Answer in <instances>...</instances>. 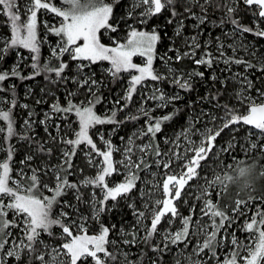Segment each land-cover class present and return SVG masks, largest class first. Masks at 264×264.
<instances>
[{
    "label": "snow or ice",
    "instance_id": "1",
    "mask_svg": "<svg viewBox=\"0 0 264 264\" xmlns=\"http://www.w3.org/2000/svg\"><path fill=\"white\" fill-rule=\"evenodd\" d=\"M64 3L68 7L61 10L48 2V0H28L24 6L25 15L22 20L19 14V0H0V10L6 15L11 26L10 37L4 39L3 47H0V59L10 50L22 47L29 50L32 54L31 67L33 69V75L31 77L21 76L18 65L10 71L5 70L0 72V91H5L2 85L6 80L13 77L21 79L34 78L41 71L52 73L58 79H67L64 73L68 68V63L61 60L58 67H50L46 64L43 69L39 65L40 47L37 39V23L38 12L41 9L50 10L61 18L59 26L50 27V31L60 38V43L53 49L54 57L59 59L67 53L73 62L88 61L89 63H94L96 61H109L111 66L107 71L113 78H117L122 72L136 70L138 74L131 76L125 95L121 98L123 103H121V100L115 102L119 105V111H124V109L129 107L134 95L138 92V87L140 89L146 87V80L156 82L168 80L181 90L191 91L192 78L197 76L200 78L204 77L203 72L192 71L185 73L182 69L174 67L168 68L167 76L155 73L153 71L154 52L156 44L161 39L155 29L152 32L133 29L126 44H118L115 47L103 45L98 36L100 30H116L114 26L109 24L114 5L104 3V0H64ZM209 3H211V0H205V4ZM240 3H243L246 11L256 17L253 25H243L236 18L235 14L240 11ZM176 4L177 0H139V4L135 6L144 7V11L141 14V23H146L148 18L162 13L166 8L171 11L173 18L187 14L186 18H191L197 22L194 25L195 28H199L207 21V8L204 4H200L199 0H187L188 6L184 8V13L177 12ZM196 6L200 7L203 15H197L194 10ZM220 7H222L227 17V21L221 20V25L225 22L233 25V30L230 33H225V36L236 37L239 35L243 38L245 34H252L257 38L264 39V27L260 26L264 24V0H226ZM168 22L172 23V20L170 19ZM184 26L183 20L177 21L176 36L182 35ZM79 41H82V44H78ZM216 41V56H213L211 52L204 51L200 58H196V53L201 49L202 45L195 35L184 40L186 45L185 51L181 52L176 47L171 48L170 51L176 53L175 63H180L184 59H191L195 65L204 66L207 69H211L214 63H223L226 67L229 65H242L245 69V74L235 73L231 79L236 80L240 84V91L237 93V98L241 102H247V114L238 115L227 104H218L217 106L223 110V115L212 118L214 122L216 120L220 121L218 126L215 128L205 127L203 131L196 130L200 135L199 143L189 138L193 134L191 126L188 130L181 132L176 141H166L167 143H172L174 147L170 150V154H168V160L163 162L159 158L165 154L161 153L159 147L154 142V138L162 131V125L171 120L175 113L159 118L152 117L149 109L145 108L144 104L148 100H156L160 101L157 107H167V104L180 99L179 94L166 96L162 89L153 86L150 96L144 95L143 92L140 93L144 95V98L137 110V115H129L122 121L117 120V109L114 108L108 115L102 118L94 112L95 105L101 99L94 92V87L98 85V81L91 76L84 75V69L88 65L84 63L76 65L78 69L77 77L83 76L84 78L80 80L77 77H73L72 79L81 88H87L88 94L93 99L89 100L86 106L83 103L80 105L74 104L71 102V99H69L66 107H62L59 104L51 105L53 113L71 114L74 112L78 117L79 124V130L74 133L75 139H65L59 135L51 137V139L58 140L69 146L61 153V163L52 168L54 195L40 199L34 194L39 185L40 173L48 171L46 167L30 169L32 172V175L28 177L30 183L27 189L23 190L22 194L20 181L14 180L10 175V161L13 152L10 143L8 146V159L0 162V264H7V258H14L18 264H23L24 258H28L30 261H38L39 264H88L89 259L93 261V264H105L106 259L115 260L116 257L107 250L106 246L110 243L108 239L109 234L116 228V225L113 224L111 228L101 226L98 235H73L70 226H65L63 223V218H67L68 213L61 212L60 218H53L51 212L54 205L59 203L58 198L68 190L76 191V198L79 199V187L81 185L86 187L91 186L99 188L104 193L103 199L93 201L95 218L99 219L102 213L110 210L106 209L109 200L115 203L118 198H127L136 189L137 181L140 178L139 173L150 167L144 158L149 152L158 158L154 161L156 167H163V169L168 170L172 167L173 162H178L179 171L171 174L166 171L162 183L154 185L156 193L162 198L152 199L151 196L156 193H142V196L149 197L144 202L143 210L137 209L134 203L129 205L133 209L136 222L131 233L132 239H125L123 243L131 246L143 243L150 246L153 253L159 252L161 256L166 251H169L172 245L184 244L187 247L188 243H190L189 226L192 221V216H181V227L176 231H172V223L180 215L176 203L181 199L186 186H189V182L197 178V169L201 166V161H205L209 157V154H214L213 149L217 147V138L225 130L235 133L238 131V128L235 126L240 124L250 126L249 136L255 131L258 138L264 137V103L258 104L251 96L246 94V90H251L254 87L252 80L248 78L246 73L250 69H256L257 64H253L250 59L237 58L235 56V52L240 49L249 52V45L243 43L242 39L235 40L227 46L220 41L219 37L216 38ZM225 47L232 49L233 56L229 57L226 55L224 51ZM136 55L146 58L144 66H138L132 62V58ZM250 55L256 56L257 54L255 51H251ZM161 59L166 60L171 58L161 57ZM258 64L259 71L261 74H264V59H259ZM228 71H231L230 67ZM210 78L213 81L217 79L214 74ZM223 83L226 84L227 80ZM256 91L260 98L264 99V92H261L260 89ZM70 95H74V93ZM3 102V100H0V103ZM7 103L9 104V110L0 108V121L6 122L4 127H0V134H4L6 142H10L13 136L25 141H31L32 137L28 135L21 136L14 129L11 109L16 105L15 98L13 97ZM24 107H27V105H24ZM29 115L31 117L32 114L30 113ZM142 117L146 120L144 127L133 133L127 139L123 149L114 146L111 140L105 139L103 135L99 136V139L104 144V148L100 149L89 135V130L96 125L114 124L118 127L122 123L130 120H138ZM51 118L49 114L45 113L44 120L41 123L47 125ZM25 127L26 129H30L31 123L26 121ZM59 127V125H56L57 131H59ZM113 131H116V128ZM142 137H149V143L136 144V140ZM181 137L186 141L182 152L177 151L180 148L178 141ZM121 141H124L123 137H121ZM81 144L87 146L88 151L85 153V156L89 165L96 167L97 174L95 177L85 178L79 183H74L68 180V176L71 174L73 167L72 161L76 154V149ZM231 147L232 143L229 141L228 148ZM251 147L255 148L256 145L253 144ZM261 150L264 151V146H262ZM37 151L45 153L48 156L52 155V150L46 148L44 144H38ZM114 153H121L122 158L119 160L114 159ZM134 155L137 157L136 160L132 159ZM95 157H99L100 160L97 162ZM33 159L34 157L32 155H28L21 161V164H28ZM120 168L123 169V180L110 187L107 179L113 174H120ZM243 172L244 170H242V174ZM20 175L25 176L23 170H21ZM216 179L217 182L224 183L219 177ZM227 179L231 178L227 177ZM206 195V190L201 189V196L199 197V199L203 200L201 213L208 217L209 226L212 231L208 232L207 228L203 229L204 239L201 243H197L195 254L199 255L207 250L212 254L213 258H216L217 245L228 239L227 237H221L218 240L217 237L221 230L226 229V226H231L234 218H230L211 199H204ZM242 207L246 210L248 202L237 200L232 211L237 215H245ZM9 212L16 219L12 221L8 220ZM166 217H170L168 219V228L160 232L159 226L165 221ZM217 220L219 221L218 223ZM53 226L60 227L64 237L66 239L70 238L69 242L62 243L58 248H49L48 245H45L40 240L41 233L43 232L52 236L51 229ZM77 227L80 228L81 232L84 231L82 224L77 225ZM13 228L19 229L21 233L19 237L12 236L10 229ZM137 229H141L143 235ZM242 230L250 234L249 240L251 242L245 245L233 233L230 239L232 250L218 264H238V259L242 261V264H264V211L257 208L256 213L251 217L250 221H245ZM121 233L124 236L129 235L123 229H121ZM195 234L198 235L199 232ZM157 235L163 241L162 244L152 243ZM253 237H255L254 240ZM111 243H115V241H111ZM37 244L42 245L45 251L39 252L36 247ZM242 250L245 254L241 257L240 253ZM100 254H103L104 259L101 258ZM46 255L49 256L48 260H45ZM125 259H127V254H125ZM158 260L159 257L157 258ZM157 261H154L153 264H157ZM192 264H201V262L193 261Z\"/></svg>",
    "mask_w": 264,
    "mask_h": 264
},
{
    "label": "trees",
    "instance_id": "2",
    "mask_svg": "<svg viewBox=\"0 0 264 264\" xmlns=\"http://www.w3.org/2000/svg\"><path fill=\"white\" fill-rule=\"evenodd\" d=\"M106 1L114 5L110 24L116 28L115 31H112L111 29L109 30V36L112 38H117L118 42L126 39L127 35L133 29H155L158 32L161 39L157 43L154 61V66L158 73H166L169 67L182 69L185 73L192 71L204 73L203 78L198 76L192 78L191 91L181 90L168 80H165L163 87L161 86L160 88H163V92L169 88L181 92L180 99L173 101L167 107H160L150 111V115L157 118L175 113L171 120L165 122L162 125V131L154 138V142L159 147L161 153L165 154L159 158L161 162L168 160V154H170V150L174 147L172 143H167L166 141H176L177 137L182 132V129L190 125L189 121L196 120L197 112L200 119H203L205 125H207L208 128H215L217 123H220L219 120L214 122L212 119L213 117H220L223 115V110L217 106L218 104H227L229 108L234 109L238 115L247 113V104L241 102L237 98V93L240 91V84L236 80L231 79L235 73L245 74L244 67L242 65H229L226 67L223 63H214L211 69H207L204 66L195 65L191 59H184L180 63H175L174 61L176 53L170 51V49L176 47L179 48L181 52L185 51L186 45L184 40L186 38L195 35L197 36L198 41L201 43L202 47L199 51H197L196 58H200L204 51L211 52L212 55L215 56V51L217 50V37L220 38V41L223 42L225 46L232 44L235 40L242 39L243 43L249 45L250 51L245 52L243 49H240L235 52V56L237 58L250 59L253 64H257L256 69H250L246 74L254 84L251 92L256 97V101H264V99H261L256 91L257 89H260L261 92H264V74H261L259 71L258 64L259 59H264V39L257 38L252 34H245L243 38H241L239 35L236 37L224 35L225 33H230L233 30V25L231 23L225 22L223 25L220 23L222 19L227 21L224 10L222 7H220V5H223L226 0H211V3L209 4H205V0H199V3L204 4L207 8V21L199 28L194 27V25L197 23L195 20L186 18L187 14L179 15L176 18H173L171 11L168 8L164 9L162 13L148 18L146 23H141L142 15H139L140 11L138 9L136 10L132 7L133 2L131 0ZM186 6H188L187 0H177V4L175 5L176 10L179 13H184V8ZM239 9L240 11L235 14L236 18L239 19L243 25H253L256 17L245 10L243 3L239 4ZM194 10L197 15H203L199 6H196ZM170 19L172 20V23L168 22ZM178 20H183L185 25L181 36L175 35ZM2 25H0V27H6L5 24ZM130 25H133L132 29H130ZM260 26L264 27V24H261ZM105 40L107 42H111L108 37H106ZM224 51L229 57L233 56L234 54L232 49L227 47H225ZM251 51H255L257 55L251 56ZM12 54L13 53H10L9 55L4 56L0 61V72L5 70L10 71L13 68L12 65L15 63L16 56ZM47 55H49V52L47 51L46 47H44L40 51L39 56V65L41 69H43L44 65L46 64L50 67H58L59 62L62 60L63 62L68 63V68L64 73V76L67 77V79H58L52 73L41 71V73L39 75H35L34 78L21 79L18 77H13L4 81L2 85V87L5 89V91H3L5 96L10 99H13L14 97L16 101L15 107L11 109V116L14 122V129L16 133L21 136L28 135L32 137V140L25 141L13 136L10 142H6L5 136L2 134L0 137V146L5 148L8 152V146L10 143L13 149L12 160L10 162H21L26 156L32 155L34 159L28 164H24L26 170L35 168L33 165H35L36 168H41L46 165L56 166L60 164L62 159L60 160L58 157L60 156L61 158V153L63 151L62 148L67 145L59 142L58 140H53L51 137L59 135L65 139H69L72 137V130L70 129V126H67V124L71 123L74 127L77 125L79 126L77 120L78 118L74 112L71 114L56 113L57 117L51 118L47 125L42 124L41 121L44 120L45 116L44 111H49L51 109V105L53 104H59L62 107H66L69 99H71L72 103L80 105L84 101L93 98L88 94L87 88H81L72 79L73 77H77V73L74 71L77 68L76 65L78 61H71V59L66 54H64L59 59L54 56L47 57ZM161 57L171 58L164 60L168 67L162 65L163 60ZM105 62L106 63L97 61L92 63L90 72L86 73V76H91L97 80L99 84V86L94 87L95 94L101 98L100 102L96 104V109L101 111L100 108H102L104 104L108 102L113 109H117V120L122 121L125 120V118L129 115H137V105L139 103L137 99L138 92L136 95H134L129 107L124 109V111L118 110L119 105H117L115 102L120 100L118 97L122 94L125 88V80L120 74L117 78H113L109 72L103 71L101 69V65L110 64L109 61ZM229 67L231 68V71H228ZM88 69L89 68H85L84 71ZM19 71L23 77H31L33 75V71L28 70V68L24 65L19 66ZM213 74L217 77L215 81L210 78ZM77 78L82 80L84 77L79 76ZM225 80H227L226 84L223 83ZM148 89L152 94L153 88ZM73 93L74 95H70ZM38 101H40V103H38ZM152 101L149 100V102ZM24 105H27V107H24ZM126 111H128L129 114H126ZM30 113L32 114L31 117L29 115ZM26 121L31 123L30 129H26ZM5 123L6 122L0 121V124H2L3 127L5 126ZM145 123L146 120L142 117L138 120H130L126 123H122L118 127L114 124H104V127L106 133H109L112 129L116 128L114 135H112L109 139L115 145L118 143L119 145H122L123 143L121 141V137H123L124 140L128 139L131 131H133V127L135 128L134 125ZM56 125L60 126L59 131H57ZM98 126L94 127L91 134V138L96 143V145L98 142L96 127ZM247 127L248 126H245L244 128L239 127L238 131L235 133H231L228 130H225L223 133H221V136L218 137L216 141L217 147L214 148L215 150L213 149L214 154H209V157L205 161H202V165L207 166L209 173L213 174L216 172L213 169L219 170L221 159L225 158L227 162H229L233 161V158H235L234 164L236 165V168L232 170L233 175L228 174L225 168L222 169V172H220V179L223 180L224 183H220L219 188L221 190L217 191L218 194L215 193V190L214 194L211 195V199H216V204L218 207L221 210H224L228 216L231 215V211L235 207V201L237 200L252 202L251 206H249V210L246 213L249 215L252 212H254V214L256 213V211L253 210V207L258 204L257 201L259 199H262L263 201L260 209L264 211V151L261 150L262 144L264 145V137L262 141L258 142V147L253 148V151L249 153L248 151L250 149V143L246 140V137H244L246 133V130L244 129ZM195 137L197 138V135ZM149 141V137H142L141 139L136 140V144H148ZM229 141L232 143L231 148H228ZM38 144H44L46 148H50L52 150V155L48 156L45 153L38 152ZM218 148H228V151L225 153L222 150L220 156L216 158V154L218 152H216V150H218ZM120 149H122V147ZM177 151L181 152V148H179ZM83 153L85 154L82 148L76 150V154L72 161L73 167L71 169V174L68 176V180L70 182L79 183L87 176L97 173L96 170L90 168L88 160L86 156L83 155ZM120 155V153H114V158L117 160ZM137 155H139V153H137ZM230 155L231 157L229 158L228 156ZM136 158L137 157L135 155L132 157L133 160H136ZM144 158L150 167L139 173L140 178L137 181L136 189H134L127 198H118L115 203L109 200L107 202L106 209L110 210H106L104 213H102L99 219L95 218L93 207L91 204H88V202L92 200L91 197H93L90 193L91 189H86L83 185H81L79 187V199L76 198L77 193L74 190H68L65 194L58 198L64 212L68 213L69 217H73L77 221H79L80 218H87V223L91 225V227L88 229V232H92V229L101 228V226H108L111 228L113 224L116 225V228L109 234L108 238L110 243L107 245V250L112 253L116 259H106L105 264H137V262H139V264H153L154 261H157L158 257L159 260L157 261V264H175L179 259V256L176 254V252L181 250L184 244L170 246V250L166 251L161 256L159 252L153 253L150 246L143 243L135 246L126 245L123 243V240L125 239H132L131 233L136 222L133 209L130 208L129 205L134 203L137 209L143 210L144 202L148 199L147 196H142V193H148L149 190V187L147 186L148 182L146 183V181L153 179V175L156 170H160V173H163V175H165L166 171L169 174L179 171L178 162H173L172 167L168 170H165L163 167H156L154 161L158 158L150 152ZM210 163L212 164L210 165ZM13 169L15 170V166H13ZM242 170H244L243 174ZM40 175L42 174L40 173ZM113 176L116 180H123L122 175L114 174ZM227 177H230L231 179H227ZM158 178L160 180L162 179V177L159 175ZM40 180L41 182L46 181L45 178H41ZM156 180L157 179H154V181ZM157 181L159 182V180ZM193 181L195 180L193 179ZM29 183L30 181L27 182V185H29ZM51 184L54 185V179L52 180ZM35 193L41 194L39 185ZM47 193L51 195V193ZM185 197L190 200V203L192 202L193 196L190 191H187ZM97 198V201H99L101 196H98ZM181 210L183 211L182 208ZM195 210L191 212L190 210L186 209L183 211V213H180V215L175 218L174 223L172 224V231H176L181 227V215H191L192 220L195 221L199 217V213ZM64 219L68 220V218ZM168 219H170V217H166L165 221L159 226L160 232L168 228ZM218 222L219 221L217 220V223ZM146 223H148V221H146ZM237 223V238L241 243L246 244V242L241 240L242 236L248 233L242 230V226L244 225L243 220L240 218ZM121 229L129 233V235H122ZM51 231L53 235H48L49 239H56L60 242L61 240L59 238L60 234L57 232L58 230L56 228H52ZM137 231L143 235V231L141 229H137ZM232 231L233 230L230 228L226 230V237L228 238L225 241L226 248L230 244ZM203 239V235L201 238H198V240L197 236H190V243H188L187 247L191 249L196 243L202 242ZM217 239H221V233L218 235ZM111 241H115V243H111ZM152 243L162 244L163 241L161 240L160 236L157 235ZM220 245L221 244H218L216 248V258H213L212 254L208 252L207 254L209 259L205 260V263L203 264H215L222 261L223 255L220 250ZM36 247L39 252L42 250L40 244H37ZM124 252L127 253L126 260L124 259ZM141 253H143V255H141ZM244 254L245 253L242 250L240 253L241 257ZM239 262L242 261L239 260ZM7 263L18 264V262L13 258H10ZM23 264H39V262L35 260L30 261L28 258H24Z\"/></svg>",
    "mask_w": 264,
    "mask_h": 264
},
{
    "label": "rangeland",
    "instance_id": "3",
    "mask_svg": "<svg viewBox=\"0 0 264 264\" xmlns=\"http://www.w3.org/2000/svg\"><path fill=\"white\" fill-rule=\"evenodd\" d=\"M131 1L133 2L132 7L134 9H136V10L138 9L140 11L139 12L140 13L139 15H141L142 12L144 11V7L143 6H135V5H138L139 4V0H131ZM27 2H28V0H19V5H20V7H19V14L21 15V19L22 20L24 19V15H25V13H24V6H25V4ZM48 2L52 3L54 6H56L57 8H60L61 10L66 9L68 7V5L66 3H64V0H48ZM104 3L110 4L106 0H104ZM0 20H1L0 25L5 24V26H6V27H0V47H3V40L6 39V38H9L10 35H11V26H10V23H9L6 15L3 14V11L2 10H0ZM110 21H111V18L109 20V24H110ZM60 23H61V18L58 15L52 13L50 10L41 9L38 12L37 39L39 41L40 51L44 47H46L47 51L49 52V55H47V57L48 56H53V49H55L57 47L58 43H60V38L57 37L55 34H53L50 31V27H57V26H59ZM132 28H133V25H130V29H132ZM109 30L110 29H101L100 32L98 33L100 42L103 45H105L107 47H115L118 44H126L127 43V40L130 37V33L131 32L127 35L126 39H124L123 41H119L118 42V39L117 38H112V37L109 36ZM135 30H138V31H147V32H152L153 31V30H147V29H144V28H142V29H135ZM106 37H108L111 40V42H107L105 40ZM78 44H82V41H79ZM156 48H157V44H156ZM156 48H155L154 59H153V71L155 73H157V74L167 76L168 75V69H167L166 73H162V72H159L158 73L156 71V69H155L154 61H155V56H156ZM10 53H13L12 55L16 56L15 63L12 65V67H15L17 65H18V67L20 65H24L25 67L28 68V70L33 71L32 67H31V64H32V54L29 52V50L24 49L22 47H19L17 49L10 50L5 56L9 55ZM18 54H19V57H20L19 59H18ZM65 54L70 58V56L67 53H65ZM216 55H217V50L215 51V56ZM39 56H40V53H39ZM2 59H0V61ZM132 62L134 64H137L138 66H144V64L146 63V58L143 57V56H140V55H136V56H134L132 58ZM80 63H84V64L88 65V67H86V68H89V69L84 71L85 75H86L87 72H90V70H91L90 68H92V65H91L92 63H89L88 61H78L77 62V64H80ZM102 63H106V62L105 61H102ZM162 65L167 66L164 60H163V64ZM110 66H111L110 64L101 65V69L103 71H107V69ZM74 72L77 73L78 72V69L76 68ZM135 74H138L136 72V70H130L128 72H122V73H120V75L125 80V88H124L122 94L118 97L121 100V102H123V100L121 98L125 95L126 89L128 88V85H129L130 78H131L132 75H135ZM163 83H164V81L156 82V81L146 80L145 81L146 87H144L143 89H140L138 87V98L137 99H138L139 103L137 105V109L140 107L141 101L143 100L144 95H147V96H150L151 95V92L149 91L148 88H153V86L158 87V88H161V86L163 87ZM97 86H99V84ZM173 87H174V85H173ZM167 90H165V92H164L166 96H175L177 94H179V96H181V92L175 91L174 89H170V88L167 89ZM141 92H143L144 95H141L140 94ZM246 94L249 95V96H251L255 101L257 100L256 97L252 94L251 90H246ZM91 99H93V98H91ZM91 99H89V100H91ZM0 100H3L4 101L3 103H0V108H2L4 110L9 109V104L7 103V101L12 100V99L7 98V96H5V94L3 93V91H0ZM89 100L84 101L83 104L86 106L87 105V102ZM260 102H263V101L262 100L259 101V102L256 101V103H260ZM159 103H160V101H152V102H149V100H148L147 103L144 104V107L147 108V109H149V111H152V110H154L156 108H160V107H157V105ZM244 103L247 104V102H244ZM170 104L171 103L167 104V106L170 105ZM162 108H165V107H162ZM100 109H101V111H98L96 109V105H95L94 112L97 115H99L100 117L103 118L106 115H108L110 113V111H112L113 108L107 102ZM44 113L49 114L52 118L57 117L56 113H53L51 109L49 111H44ZM126 114H129L128 111H126ZM196 114H197L196 120H194V121H191L190 120L189 121V124L190 125L184 127L182 129V132L188 130L190 128V126H191V128L193 130V134L189 138L191 140L195 141L196 143H199L200 135H199V132L196 131V130L203 131L205 129V127H208V126L205 125L203 119H200L198 112ZM246 114H243V115H246ZM218 124L219 123H217V126H218ZM144 125L145 124H140V125L137 124V125H134L135 128L133 127V131H131L130 136H132L133 133L141 130L144 127ZM67 126L68 127L70 126V129L72 130V137L70 139H75L74 133L79 130V126L77 125V126L74 127V126H72L71 123H68ZM96 126H98V125H96ZM0 127H3V125L0 124ZM73 127H74V129H73ZM235 127L236 128H239V127L240 128H244L245 126L242 125V124H240V125H236ZM249 128H250V126H248L247 128L244 129V130H246V133H245L244 137H246V140L250 143V149H249V151L246 150V151H248L250 153V152L253 151V147H251V145L254 144V145H256V147H258V142L259 141H262L263 137L262 138H258V135H257V133L255 131H253L252 132V135L249 136V134H248L249 133ZM93 129H94V127L89 130V135L90 136L92 134V130ZM114 133H115V131H113V129L109 133L108 132L106 133L105 132L104 125H101V126L96 127V135H97V140H98L97 147L100 148V149H103L104 148V144L99 139V136L103 135L105 139H109L112 135H114ZM1 135L2 134H0V137H1ZM196 135H197V138L195 137ZM253 137H256V138H253ZM66 138H68V137H66ZM126 141H127V139H125L122 142L123 143L122 145H119V143L116 144V145L113 144V143L112 144L114 146L119 147V148L122 147V149H123L124 146H125V142ZM139 144H141V143H139ZM179 144H180V148H181V152H182L183 149H184V147H185V144H186V141H185V139L183 137L180 138ZM262 146H264V145L262 144ZM66 148H68V146L63 147L62 150H65ZM81 148L84 150L85 153L88 151L87 146L84 145V144H81L77 149L79 150ZM222 150H223V148H218V150H216V152L218 151L217 154H216V156H217L216 158H218V156H220V153L222 152ZM227 151H228V148H227V150H223V152H225V153ZM8 155L9 154L6 151V149L0 146V162L6 161L8 159ZM83 155H85V154L83 153ZM228 157L230 158L231 155L228 156ZM121 158H122V154L120 155L119 158H117V160L118 159H121ZM58 159L61 160L62 159V156H61V158L59 156ZM114 159H116V158H114ZM95 160L98 162L100 160V158L99 157H95ZM234 160H235V158H233V161L227 162V160L225 158L221 159V164H220L219 170L213 169L214 171H216L213 174H210L209 173V170L207 169V166H203L202 165V161H201V166L197 169V172H198L197 178L194 179L195 181L192 180L193 182H191V181L189 182V186H186V189L183 192L181 199L176 203V207L178 209L179 214L180 213H183V211H185L186 209L190 210L191 212H193L196 209L195 211H197L199 213V217L195 221L192 220L191 223H190V226H189V237L190 236L191 237H193V236L196 237L197 236V240H198V238H201V236L203 235V229L204 228H207L208 232H211L212 231L211 227L209 226V219H208V217L202 215V213H201V208L203 207V200L202 199H199V197L201 196V189H205L206 192H207V195L204 197V199H211V195L214 194V191L215 190H216L215 193L218 194L217 191H220L221 189L219 188L220 187V183L217 182V179L216 178L217 177L220 178V172H222V169H224V168L228 172V174L233 175L232 170L236 168V165L234 164ZM211 164L212 163H210V165ZM13 166H15V170L13 169ZM33 167L36 168L35 165H33ZM44 167L48 168V171L47 172H41L42 175L39 176V182H40L39 183V187H40L41 194H37V193L34 192V194L38 198H40V199H43L45 197H51L52 195H54V185H52L51 182L54 179L53 178V174H52V168H54L55 165H50V166L46 165ZM118 167H120V166H118ZM10 168H11L10 175H11V177L14 180L20 181V187L22 189V194H23V190H26L27 187H28V185H27V182H29L28 177H30L32 175V172L30 171V169L29 170H26L25 165L24 164H21V162H18V161L10 162ZM90 168H93L94 170L97 171L96 167L90 166ZM21 170H23V172L25 173V176H21L20 175ZM96 174H93L91 176H87L86 178L95 177ZM113 175L110 178L107 179V183L109 184L110 187L113 186V185H115V184H117V183H119V182H121L119 180H116ZM117 175H122L123 176V169L122 168H120V174H117ZM158 175L160 177H162V179L164 178L163 173H160V170H156L155 173H154V175H153V179L146 181V183L147 182L149 183V184L147 183V186L149 187V190H148V193L149 194L156 193V189L154 188V185H156L158 183H162V179L160 180L158 178ZM41 178H45L46 181L41 182V180H40ZM154 179L159 180V182L157 180H156L157 182L154 181ZM10 184H11V181H10ZM209 185H211V187H209ZM84 187L86 189L88 188L89 190L91 189L90 190V193L92 194L93 197H91L92 200L90 202H88V204H91L92 207H93V201L94 200L97 201L98 200V198H97L98 196H101V199H103L104 193L99 188H94V187H91V186H87V187L84 186ZM187 191H190L191 194H192V196H193V199H192V202L191 203H190V200H188V198L185 197ZM47 192L51 193V195L48 194ZM147 198L149 199L148 196H147ZM151 198L152 199H157V198H162V197H160L159 194L156 193L155 195H152ZM211 200H212V202L214 204L217 203L216 202V199H211ZM262 201H263L262 199H259L257 201L258 204L253 207V210L254 211H256L257 208L260 209V207L262 206ZM251 204H252V202H248V207H247L246 210L243 209V207H242V210L245 211V215H237L233 211H231V215L229 217L230 218H234V222L231 224L230 227H227L226 226V229H224V230H222V232H220L221 233V237H226V230L229 229V228L233 230L232 231V234L234 233L235 236L237 237V234H236V230H238V226H237L238 223L237 222L240 220V218H241V220H243V224H244L246 220H249L250 221V218L254 215V212H252L249 215L246 214L247 211L249 210V206H251ZM97 207H98V205H97ZM181 208L183 209V211L181 210ZM61 212H64L63 207L60 205V203H57L56 205H54V207L52 209L51 216L53 218H60V213ZM181 216H183V215H181ZM7 218L10 221L16 219L11 212H9ZM67 218H68V220L69 219L70 220L68 221V220H66V219L63 218V223L66 222V223H64V225L65 226H70V228H71V230L73 232V235H83V234H86L88 236H93V235H98L100 233L101 228L92 229V232H88V229L91 227V225L89 223H87V221H88L87 218H80L79 221H77L73 217L72 218L69 217V215L67 216ZM173 223H174V221H173ZM81 224L83 225V228H84V231L83 232H81L80 228L77 227V225H81ZM53 228H56L58 230L57 232L60 234L59 235L60 236L59 238H60L61 241L59 242L56 239H52L51 240V239H49L48 235H45L46 233H43L42 232L41 233V236H40V240L43 241V243L45 245H48L49 248H58L60 245H62V243L69 242V239L70 238H67L66 239L64 237V235L62 234V229L60 227L53 226ZM10 231L12 232V236L13 237H19L21 235L19 229L13 228V229H10ZM161 232H163V230ZM197 232H199L198 235L195 234ZM249 236H250L249 233L244 234L242 236V239L241 240H243L244 242H246L245 245H247V244H249L251 242L249 240ZM203 237H204V235H203ZM240 238H241V236H240ZM254 239H255V237H253V240ZM225 241L226 240H224L222 243H220L221 244L220 245V250H221L222 255H223L222 261L227 257L228 253L232 250L231 243L228 246L229 248L228 247L227 248L225 247V243H226ZM196 245H197V243L191 249L189 247H185V245H183L182 249L181 250H178L176 252V254H178V256H179V259L176 261L175 264H192L193 261H200L201 264L205 263V260L209 259L208 254H207L208 251L205 250L204 253H200L199 255H197V254H195ZM41 247H42V250L40 252L45 251V249L43 248L42 245H41ZM125 254H127V253L124 252V256H125ZM100 255H101V258L104 259L103 254H100ZM48 259H49V256L46 255L45 256V260H48ZM8 260H10V258H7V262H8ZM92 263H93V261L91 259H89L88 264H92ZM215 264H218V263H215ZM238 264H242V262H239V260H238Z\"/></svg>",
    "mask_w": 264,
    "mask_h": 264
},
{
    "label": "water",
    "instance_id": "4",
    "mask_svg": "<svg viewBox=\"0 0 264 264\" xmlns=\"http://www.w3.org/2000/svg\"><path fill=\"white\" fill-rule=\"evenodd\" d=\"M262 103H264V101Z\"/></svg>",
    "mask_w": 264,
    "mask_h": 264
}]
</instances>
